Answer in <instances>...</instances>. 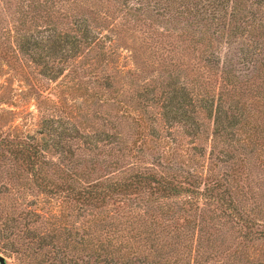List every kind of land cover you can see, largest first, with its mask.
I'll return each mask as SVG.
<instances>
[{"label": "trees", "instance_id": "obj_1", "mask_svg": "<svg viewBox=\"0 0 264 264\" xmlns=\"http://www.w3.org/2000/svg\"><path fill=\"white\" fill-rule=\"evenodd\" d=\"M67 1L13 0L18 15L0 30L10 39L0 57L20 56L42 76L43 110L32 133L3 127L11 115L0 95L4 264H264V182L249 162L264 166V0L120 1L127 22L200 46L195 76L179 78L181 61L158 57L171 75L159 84L133 80L141 66L115 75L102 17ZM58 79L78 90V106L51 85ZM172 125L192 137L206 125L208 161L176 150L161 133ZM28 194L58 209L18 208Z\"/></svg>", "mask_w": 264, "mask_h": 264}, {"label": "rangeland", "instance_id": "obj_2", "mask_svg": "<svg viewBox=\"0 0 264 264\" xmlns=\"http://www.w3.org/2000/svg\"><path fill=\"white\" fill-rule=\"evenodd\" d=\"M55 6L67 7L68 1L55 0ZM91 8L97 10L96 16L102 17V23L98 24V29L102 33H105V47L111 50V56L109 58L108 67L110 70H115V75H123L128 68L131 70H137L141 66V73L133 76V80H152L157 84L160 83V78L170 79L171 75L162 70L163 67H158L160 62L158 57L169 55L170 62H176L180 60V68L177 69L179 78L181 73L188 72L187 75L195 76L198 72L203 71L202 62L198 55H200V46L195 44L191 46L188 44V40H183L182 35H177L175 32L168 33L164 31V28H159L160 24L155 25V28L160 29V32L152 29V27L145 22H127L126 19L121 16V7H118L122 0H85ZM130 1V0H128ZM13 0L10 3L0 1V30L7 28L11 25L18 13L14 11ZM89 15V14H88ZM91 15V13H90ZM89 15V16H90ZM52 22H57L56 17L51 15ZM41 19V18H40ZM46 19L45 17L42 19ZM63 19V18H62ZM58 21H61L58 18ZM68 22V19H65ZM159 23V21L157 20ZM69 24V23H68ZM64 25V24H63ZM109 36V38H108ZM2 37V35H1ZM0 37V47L4 43L10 42V39ZM22 57H13L10 60L9 56L0 57V95L5 99V103L2 105L10 109L11 118L7 121H3V127L12 125L15 129L22 131L23 133H32L38 126L39 115L41 114V107L38 109L37 103L40 96L36 95V87L42 82V76H39L36 72L34 65L27 63L23 64ZM22 68H19L20 66ZM144 65V67H142ZM140 69V68H139ZM130 73V72H129ZM146 77V78H145ZM151 78V79H150ZM44 80V79H43ZM147 80V81H148ZM216 75H209L208 82L212 87H216L218 84ZM61 79L50 82L55 88L60 90L61 95L65 98V103L71 106H78L76 101V94L78 90H69L62 87L60 83ZM73 119V118H72ZM75 119V118H74ZM208 126V124H207ZM206 125L202 126L201 131L197 135L201 137H192L190 134H185L182 127L179 125H172L170 127L163 128L161 133L170 137L171 143L174 138L176 150L179 148H186L187 152L196 157L197 161H208L206 151L208 149V143L204 135L208 134V128ZM196 135V134H195ZM201 146V148H200ZM199 151L203 152L199 154ZM250 171L253 179L258 180L260 185L264 182V166L256 164L253 157H250ZM35 199L34 203L27 205V199ZM21 201V202H20ZM19 207H33L34 204L42 205L43 208L50 210L58 209V202L52 198L39 197L27 195L24 199H19ZM137 202H132L130 206L137 208L135 205ZM139 205V204H138ZM140 207L141 204L139 205ZM223 238V243L228 244L233 235L229 232H222L220 234ZM1 254V253H0ZM2 255V254H1ZM4 257V256H3ZM7 259V258H6Z\"/></svg>", "mask_w": 264, "mask_h": 264}, {"label": "water", "instance_id": "obj_3", "mask_svg": "<svg viewBox=\"0 0 264 264\" xmlns=\"http://www.w3.org/2000/svg\"><path fill=\"white\" fill-rule=\"evenodd\" d=\"M0 264H4V257L0 254Z\"/></svg>", "mask_w": 264, "mask_h": 264}]
</instances>
